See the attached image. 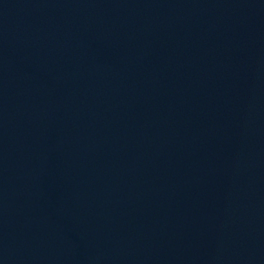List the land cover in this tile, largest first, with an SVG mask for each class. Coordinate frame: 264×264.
<instances>
[{
	"label": "water",
	"instance_id": "95a60500",
	"mask_svg": "<svg viewBox=\"0 0 264 264\" xmlns=\"http://www.w3.org/2000/svg\"><path fill=\"white\" fill-rule=\"evenodd\" d=\"M0 264H264V0H0Z\"/></svg>",
	"mask_w": 264,
	"mask_h": 264
}]
</instances>
